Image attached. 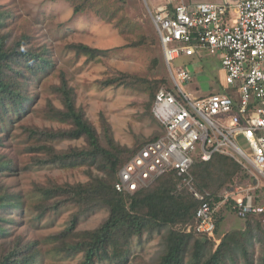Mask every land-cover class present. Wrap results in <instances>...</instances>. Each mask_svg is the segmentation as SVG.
Wrapping results in <instances>:
<instances>
[{"label":"rangeland","instance_id":"obj_1","mask_svg":"<svg viewBox=\"0 0 264 264\" xmlns=\"http://www.w3.org/2000/svg\"><path fill=\"white\" fill-rule=\"evenodd\" d=\"M181 2L221 3L223 0H0V12L4 15L5 24L0 34L8 37V44L12 45L22 37H27L25 48L33 52H46L53 64L52 69L41 73L39 80L27 84L30 100L25 105L26 111L22 113V118H15L14 123L6 122L0 127L1 135L8 136L4 146L0 147V155L12 162L9 170L0 173V183L12 194L22 196L26 204L22 210L0 213V225L3 218L10 220L5 221L4 225L10 228L11 233L7 238H0V249L21 237L23 243L36 244L40 255L35 264H78L81 261V255L57 253L53 236L70 227L72 220H77L78 231L94 230L108 218V210L96 208L81 213L78 207L69 205L43 218H37L34 204L40 201V197L35 192V185L87 183L91 173H101L87 167L35 165V158L45 155L30 152L36 140L25 127L41 131L72 128L70 124L53 119L48 111L51 105L63 108L54 87L61 86L65 80L74 89L77 108L93 125L102 141L105 127L109 125L114 142L135 155L144 144L160 137L162 128L153 116L148 86L162 80L166 82L160 86H168L169 75L163 45L156 32L151 11L168 5L173 7ZM78 5L83 8L77 13L75 8ZM232 16H235L233 11ZM75 45L101 53L91 58L79 54L73 49ZM218 58L207 54L196 64H188L187 58L181 56L174 64L177 67L186 66L194 75L192 82L187 85L189 91L202 89L207 93L208 85L212 86V91H217V85L225 79ZM122 74L128 75L131 81H142L133 86L107 84L110 79ZM48 144L56 152L87 146L85 139L55 140ZM244 171L253 180L242 183L238 178L235 179L221 192V200L233 194L230 190L242 188L244 192L234 193L229 201L232 197H243L250 193L254 195L256 204L264 208V180L255 177L250 171ZM181 188L189 190L185 186ZM229 201L218 211L223 221L219 235L216 234L211 240L215 244L214 251L225 235L244 231L251 222V228L255 231L254 245L249 248V253L253 264H260L264 245L256 229L257 218H241L229 208ZM191 226L188 224L184 230L190 233L188 230ZM261 227L264 230V219ZM167 233L168 228H163L147 232L142 238L135 237L126 260L101 264H157L165 251ZM235 259V263H228L246 264L240 253Z\"/></svg>","mask_w":264,"mask_h":264},{"label":"trees","instance_id":"obj_2","mask_svg":"<svg viewBox=\"0 0 264 264\" xmlns=\"http://www.w3.org/2000/svg\"><path fill=\"white\" fill-rule=\"evenodd\" d=\"M174 7L175 5L167 6L170 12H173ZM82 8L81 5L76 6L75 12H80ZM3 16L0 12V29L5 27ZM8 40L7 36L0 34L1 128L6 122L12 124L15 118H22V113L26 111L25 105L30 100L27 84L36 82L40 79L41 73L53 68L46 52H33L25 48L28 44L27 37H22L12 45L8 44ZM73 49L91 58L101 53L81 45H75ZM141 81V79L131 81L128 75L122 74L118 78L110 79L107 84L133 86ZM164 82L166 80L155 81L153 86L149 84L152 104L160 85ZM54 91L58 94L63 108L58 109L51 105L49 114L61 123L70 124L72 128L41 131L25 127L36 140L30 152L45 155L35 158V165L87 167L89 170L96 169L101 175L91 173L87 183L35 185V192L40 197V201L34 204L37 218H43L48 213L59 211L69 205L78 207L81 213L96 208H105L109 212L108 218L94 230L78 231L77 220H72L70 227L53 236L56 243L54 250L57 253L67 256L81 255L82 259L78 264L123 261L127 259L129 247L135 237L142 238L147 232L168 228L165 251L157 264H229L228 262L235 263L238 253L242 254L246 264H253L249 248L254 245L255 230L251 228V222L246 230L225 235L215 251V244L207 235L188 233L184 230L188 224L195 223L201 201L188 189L179 187L180 181L175 172L159 177L149 187L133 195L118 192L115 187L118 172L123 164L131 159L134 152L121 148L114 142L109 125L105 127L102 141L93 125L77 108L74 89L69 87L65 80L61 86L54 87ZM1 131L0 147H3L8 136L7 134L2 136ZM64 139H85L87 146L56 152L55 148L48 144L50 141ZM11 164V161L0 155V173L9 170ZM191 174L196 191L212 202H219L221 192L235 179L238 178L242 183L249 179L253 180L234 159L221 154L213 156L209 162L196 161L191 168ZM23 199L19 194H12L0 183V213L24 209L26 204ZM234 203L230 200L229 208ZM246 218L247 220L257 218L256 229L264 245V230L261 227L264 211L250 214ZM5 221L10 222L2 219L1 239L11 234L10 228L4 225ZM222 221L223 218L218 216L217 235ZM39 255L35 243H23L19 237L1 247L0 264H35ZM260 264H264V249Z\"/></svg>","mask_w":264,"mask_h":264},{"label":"built area","instance_id":"obj_3","mask_svg":"<svg viewBox=\"0 0 264 264\" xmlns=\"http://www.w3.org/2000/svg\"><path fill=\"white\" fill-rule=\"evenodd\" d=\"M151 17L169 75L168 86L157 91L152 107L162 135L121 167L115 187L133 195L175 172L179 187L189 188L201 201L188 231L214 239L219 209L244 190L233 189L219 202L208 201L194 188L191 168L198 160L209 162L221 154L264 180V0L181 2L173 12L158 8ZM204 53L219 56L225 79L217 91L211 85L207 93L189 91L194 75L174 61ZM231 199L235 202L231 209L241 218L264 211L250 193Z\"/></svg>","mask_w":264,"mask_h":264},{"label":"crops","instance_id":"obj_4","mask_svg":"<svg viewBox=\"0 0 264 264\" xmlns=\"http://www.w3.org/2000/svg\"><path fill=\"white\" fill-rule=\"evenodd\" d=\"M199 3V2H198ZM211 3V2H210ZM207 54L204 53L202 57H194V58H187V63L188 64H196L197 62H199V60L203 59L204 56H206ZM213 57V56H212ZM218 60L220 61V64H221V60L220 58H218ZM210 86V85H208Z\"/></svg>","mask_w":264,"mask_h":264}]
</instances>
